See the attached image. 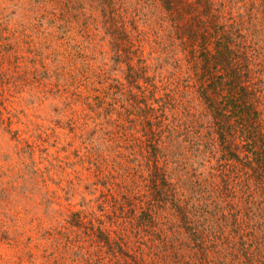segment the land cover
I'll list each match as a JSON object with an SVG mask.
<instances>
[{
	"label": "rangeland",
	"instance_id": "rangeland-1",
	"mask_svg": "<svg viewBox=\"0 0 264 264\" xmlns=\"http://www.w3.org/2000/svg\"><path fill=\"white\" fill-rule=\"evenodd\" d=\"M216 1L224 2L229 22L243 21V32L259 47L255 59L264 81V0ZM114 3L117 24L137 50L128 61L144 64L143 76L130 75L127 61L115 59L98 0H0V264H123L105 252L93 227L114 234L122 224L129 245L164 249L168 239L187 236L174 202L211 233L209 264H250L240 241L247 246L262 231L241 237L244 226L236 232L223 220L222 184L208 183L219 179L216 156L189 140L204 143L211 119L191 85L196 62L178 42L169 46L171 26L159 0ZM151 94L166 99L164 116L146 109L161 106ZM146 117L160 123L154 125L160 163L173 192L159 183L155 194L146 179L151 151L140 149ZM115 184L138 203L125 213L116 207L118 222L108 218L114 215L103 195ZM148 202L154 203L152 222L142 211ZM198 251L195 243L183 244L185 264Z\"/></svg>",
	"mask_w": 264,
	"mask_h": 264
},
{
	"label": "trees",
	"instance_id": "trees-1",
	"mask_svg": "<svg viewBox=\"0 0 264 264\" xmlns=\"http://www.w3.org/2000/svg\"><path fill=\"white\" fill-rule=\"evenodd\" d=\"M164 9V19L171 26L169 37L172 46L176 42L186 51L189 61L196 62V68L191 84L205 105L211 119L205 127L208 128L207 138L204 143L197 139H189L195 150H208L216 156L213 175L219 177L217 181L208 183H221L222 194L226 197V209L223 220L231 221L237 226L236 232L246 229L241 237L246 236L250 229L262 231L259 240H252L249 245L241 239L240 250L244 259L250 264H264V81L259 77V64L256 62L257 49L246 33L243 32L241 20H232L223 12L224 2L216 0H159ZM103 7L105 22L113 36L115 59L126 60L130 75L143 76L146 66H136L128 60L134 45L129 34L125 31L123 23L117 24L115 17L116 3L114 0H98ZM161 43V42H159ZM167 46V45H166ZM167 49V47H165ZM173 48L170 47L169 51ZM140 61V60H139ZM147 80H151L148 76ZM153 84V83H151ZM160 100L161 106L155 108L146 105L149 111L159 110V116H164L163 105L166 101L163 95L154 97ZM147 112L146 114H151ZM146 116V115H145ZM150 117H146L142 124L143 140H140V149L145 146L151 151V158L147 160L150 168L149 183H154L155 194H158L159 183L166 184L170 192H173L174 183L169 179L163 165L160 163L159 131ZM203 124V123H202ZM202 124H198L196 132L201 131ZM118 126H120L118 124ZM169 130V126H168ZM171 132V129H170ZM186 132V131H185ZM184 132V133H185ZM202 144V148L200 145ZM146 148V149H147ZM194 183H202L196 179ZM231 183V184H230ZM238 186V187H237ZM225 192V194H224ZM104 195V202L112 207V222H118L115 208L124 213L129 207L133 211V205L137 203V197L128 189H123L119 184L108 188V194ZM142 201V199H139ZM103 205H107L102 202ZM180 216L182 226L185 228L186 239H168L165 248L160 247L155 251L141 249V244L129 245L126 229L120 225V232L112 234L109 229L101 226L93 227L91 233L106 248V253L112 257H122L123 264H185L189 256L180 252L183 244L195 243L199 250L192 254V264H209L206 254V238L211 233L205 232L207 227L190 218L186 205L174 202ZM154 203L148 202L142 209L149 222L154 221L152 210ZM220 207V206H219ZM135 210V209H134ZM115 217V218H114ZM257 218L256 223L253 219ZM77 222H81L78 219ZM79 224V223H78ZM117 225V224H116ZM253 227V228H252ZM213 235V234H212ZM220 238L222 233H215ZM179 237V236H178ZM180 241V242H177ZM142 243V242H141ZM262 246V248H261ZM194 256H196L194 258Z\"/></svg>",
	"mask_w": 264,
	"mask_h": 264
}]
</instances>
